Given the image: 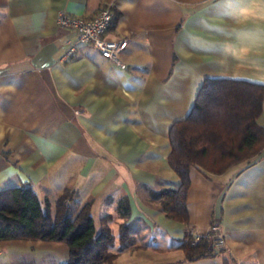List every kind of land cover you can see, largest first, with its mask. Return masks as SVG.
<instances>
[{"label":"crops","instance_id":"obj_1","mask_svg":"<svg viewBox=\"0 0 264 264\" xmlns=\"http://www.w3.org/2000/svg\"><path fill=\"white\" fill-rule=\"evenodd\" d=\"M107 5L115 19L104 37L127 41L125 66L91 45L66 57L74 33L56 13L92 18ZM205 78L264 84V0H0V190L30 186L50 211L66 191L70 205L90 202L98 229L109 216L111 264H264V151L218 174L190 167L186 223L160 204L179 186L169 127ZM212 223L220 252L184 260L180 243ZM62 245L0 241V264H48L49 252L66 263Z\"/></svg>","mask_w":264,"mask_h":264},{"label":"trees","instance_id":"obj_2","mask_svg":"<svg viewBox=\"0 0 264 264\" xmlns=\"http://www.w3.org/2000/svg\"><path fill=\"white\" fill-rule=\"evenodd\" d=\"M262 112L264 84L222 78L203 80L188 115L173 122L168 130L167 161L179 178L177 189L159 193L161 207L169 218L187 222L190 167L218 174L264 151V126L258 122ZM73 195L62 193L52 215L48 201L42 206L30 186L1 189L0 241H57L67 248L65 264H111L116 254L109 250L114 241L109 216L100 219L96 231L91 203L72 212L68 202ZM119 209L126 214L123 204ZM119 239H129L126 224L120 226ZM214 242L209 235L198 239L188 235L179 248L184 260L193 261L216 256L220 251ZM223 264H228L226 259Z\"/></svg>","mask_w":264,"mask_h":264},{"label":"built area","instance_id":"obj_3","mask_svg":"<svg viewBox=\"0 0 264 264\" xmlns=\"http://www.w3.org/2000/svg\"><path fill=\"white\" fill-rule=\"evenodd\" d=\"M114 12L111 5L104 6L98 14L92 18H83L70 14L65 10L56 13L55 23L58 27L70 30L74 33V38L67 42L65 56L72 57L82 45H91L96 48L102 57L109 59L120 67L125 64L119 59V54L126 46L124 39H106L105 33L113 24ZM207 235L214 238L216 249L224 245V239L218 224L213 223ZM200 236H196L198 239Z\"/></svg>","mask_w":264,"mask_h":264},{"label":"rangeland","instance_id":"obj_4","mask_svg":"<svg viewBox=\"0 0 264 264\" xmlns=\"http://www.w3.org/2000/svg\"><path fill=\"white\" fill-rule=\"evenodd\" d=\"M261 154V153H260ZM259 154V155H260ZM258 157V155H256V156H254V157H252L251 159H249V160H246V161H243V162H241V163H238V164H244V163H247V162H249V161H253L254 159H256ZM238 164H235V165H238ZM234 166V165H233ZM209 173V172H208ZM69 208L71 209V211L72 212H75L77 209H79V208H77L76 206H74V204H69ZM53 212H54V207H52L51 208V213H52V215H53ZM213 224V223H212ZM212 224H210V227H211V225ZM94 226H95V228H96V231L98 230V223L97 222H95V224H94ZM113 229L115 230V231H117V228H116V226H114L113 225ZM210 230V229H209ZM208 233H210V231L208 232ZM195 238V237H194ZM62 246H64V245H62ZM63 248H65V246L63 247ZM66 250V249H65ZM65 260H66V253H64L63 254V257H61V254L59 253V254H57V253H55V252H49V263L48 264H65Z\"/></svg>","mask_w":264,"mask_h":264}]
</instances>
